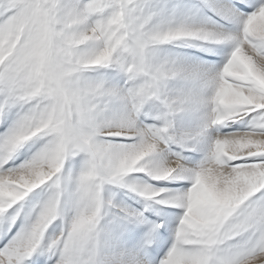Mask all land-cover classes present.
I'll return each instance as SVG.
<instances>
[{
	"label": "snow or ice",
	"instance_id": "1",
	"mask_svg": "<svg viewBox=\"0 0 264 264\" xmlns=\"http://www.w3.org/2000/svg\"><path fill=\"white\" fill-rule=\"evenodd\" d=\"M0 264H264V0H0Z\"/></svg>",
	"mask_w": 264,
	"mask_h": 264
},
{
	"label": "bare ground",
	"instance_id": "2",
	"mask_svg": "<svg viewBox=\"0 0 264 264\" xmlns=\"http://www.w3.org/2000/svg\"><path fill=\"white\" fill-rule=\"evenodd\" d=\"M221 130L223 131V130H226V129H221ZM42 258L46 259L45 257H42ZM33 259H35V257Z\"/></svg>",
	"mask_w": 264,
	"mask_h": 264
}]
</instances>
